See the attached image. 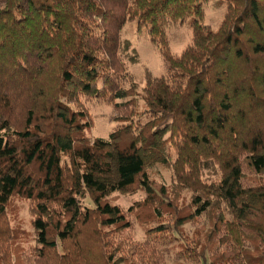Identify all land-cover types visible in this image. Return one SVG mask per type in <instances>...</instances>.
<instances>
[{
  "label": "trees",
  "instance_id": "obj_1",
  "mask_svg": "<svg viewBox=\"0 0 264 264\" xmlns=\"http://www.w3.org/2000/svg\"><path fill=\"white\" fill-rule=\"evenodd\" d=\"M206 1L0 0L1 264H168L162 249L172 231L202 215L209 229L173 264L185 256L264 264V0H224L216 31L200 21ZM188 19L191 43L174 56L167 30ZM129 20L158 48L166 74L147 73L144 110L107 139L92 138L84 112L66 103L96 96L128 107L117 101L134 95L120 45ZM154 164L172 168L191 192L187 204L152 184ZM138 190L135 208L173 217L142 243L123 234L130 225L111 202ZM13 196L30 203L37 246L29 259L16 254L6 221Z\"/></svg>",
  "mask_w": 264,
  "mask_h": 264
},
{
  "label": "rangeland",
  "instance_id": "obj_2",
  "mask_svg": "<svg viewBox=\"0 0 264 264\" xmlns=\"http://www.w3.org/2000/svg\"><path fill=\"white\" fill-rule=\"evenodd\" d=\"M201 10V23L216 31L224 20L227 4L224 0H207L201 6ZM166 37L170 53L174 56H179L190 45L192 40L190 19L186 20L184 24L171 26L167 30ZM127 43L129 44L128 48L126 47ZM120 45L122 48L121 58L126 63V71L130 80L125 82L128 84H125L124 87L127 88L133 83L134 95L117 102L122 104L127 102L125 104L128 107L116 110L110 99L96 96H79L77 100L72 102L68 101L66 103L65 101L71 109L84 112L86 115L85 119L89 125L87 135L92 138L107 139L115 128L144 110L145 105L142 95L147 73L153 78H162L166 74V65L158 48L150 42L143 28L141 30L138 29L135 20H129L123 26L120 32ZM134 56L137 59L135 64L130 62V58ZM146 172L155 187L163 186L168 192H171L172 199L178 206L189 202L191 192L177 186L171 167L154 164L146 167ZM246 174L250 176L248 172ZM111 196V202L122 210L130 225L123 234L130 236L132 242L142 243L146 239L149 228L155 227L160 223L171 224L173 222V217L165 209L164 212L161 211L158 215L157 212H153L151 208L146 206L135 208V205L144 198V194L140 190L132 193L113 194ZM82 206L93 208V204L88 198L82 201ZM5 215L9 228L15 232L14 248L16 247V254L24 259L32 258L33 249L37 245L32 227L29 201L18 196L11 197L6 204ZM209 227L208 218L202 215L195 221L184 224L179 228V231L173 230L169 237L175 238V241L162 249L165 251L166 262L173 264L176 254L185 248L187 243L189 248L192 247L191 242L196 237L195 234L198 233L202 236ZM184 237H188L189 242ZM186 258V256L182 257L180 259L181 263L200 264Z\"/></svg>",
  "mask_w": 264,
  "mask_h": 264
}]
</instances>
